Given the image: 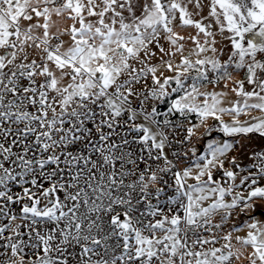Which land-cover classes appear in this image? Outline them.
<instances>
[{
    "label": "snow or ice",
    "instance_id": "6c2138e0",
    "mask_svg": "<svg viewBox=\"0 0 264 264\" xmlns=\"http://www.w3.org/2000/svg\"><path fill=\"white\" fill-rule=\"evenodd\" d=\"M0 264H264V0H0Z\"/></svg>",
    "mask_w": 264,
    "mask_h": 264
}]
</instances>
